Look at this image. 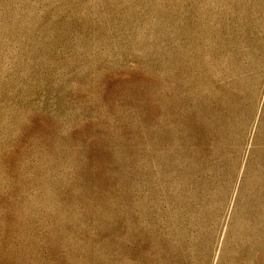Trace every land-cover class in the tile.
<instances>
[{"label": "rangeland", "instance_id": "obj_1", "mask_svg": "<svg viewBox=\"0 0 264 264\" xmlns=\"http://www.w3.org/2000/svg\"><path fill=\"white\" fill-rule=\"evenodd\" d=\"M0 264H264V0H0Z\"/></svg>", "mask_w": 264, "mask_h": 264}]
</instances>
